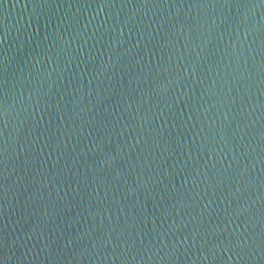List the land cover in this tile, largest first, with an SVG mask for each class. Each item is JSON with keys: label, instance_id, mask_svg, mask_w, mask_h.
Here are the masks:
<instances>
[{"label": "water", "instance_id": "1", "mask_svg": "<svg viewBox=\"0 0 264 264\" xmlns=\"http://www.w3.org/2000/svg\"><path fill=\"white\" fill-rule=\"evenodd\" d=\"M0 264H264V0H0Z\"/></svg>", "mask_w": 264, "mask_h": 264}]
</instances>
